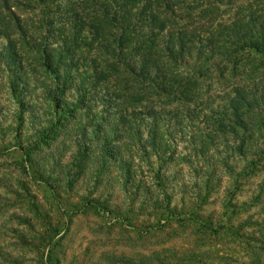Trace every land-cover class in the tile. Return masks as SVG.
Segmentation results:
<instances>
[{
    "label": "rangeland",
    "instance_id": "374dc122",
    "mask_svg": "<svg viewBox=\"0 0 264 264\" xmlns=\"http://www.w3.org/2000/svg\"><path fill=\"white\" fill-rule=\"evenodd\" d=\"M254 12L0 0V264H264V50L231 26Z\"/></svg>",
    "mask_w": 264,
    "mask_h": 264
},
{
    "label": "trees",
    "instance_id": "16d2710c",
    "mask_svg": "<svg viewBox=\"0 0 264 264\" xmlns=\"http://www.w3.org/2000/svg\"><path fill=\"white\" fill-rule=\"evenodd\" d=\"M262 14H259L258 12H254L251 16H252V20L250 21L251 24L246 25L243 23V19L239 18L238 22L241 23V26H238L240 23L234 22L232 23V31L233 33H236L237 36H239V40L241 43H243V47L247 48L246 45H250L248 46L249 49L248 50H253L256 52H260L262 50H264V16H261ZM250 27V28H248ZM244 30L245 32L242 33L241 31ZM247 33V34H245ZM223 34H225L224 32H221L219 35H217L218 37H222ZM180 45H181V49H180V54H176L175 50L173 48H170L171 46H175L177 44V42L175 41H170L168 44V47L166 48V46L164 47L165 49L160 50V57H162V60L160 58V62L163 63V59H165L167 56H165L164 53L165 50L167 49V51H170V54H172L171 56V60H174L176 58H181V56H186L188 58H192L194 51L196 49V42H199L200 40H202V42H204V40L201 38V34H199V32H182L180 33ZM216 36V35H215ZM214 37V34L211 35V38ZM217 37V38H218ZM203 49V48H201ZM235 53V52H233ZM232 53V54H233ZM229 56V54H228ZM230 57V56H229ZM162 65V64H161ZM160 65V66H161ZM165 67V66H164ZM165 69H167L165 67ZM163 74V73H162ZM165 77V79H167V76L165 74H163ZM156 85V83H155ZM237 96L239 97L237 99L238 102L235 108H240L241 105H244V103L249 106H253V103L250 101H246L245 98H247V93L246 91H237ZM240 101V102H239Z\"/></svg>",
    "mask_w": 264,
    "mask_h": 264
}]
</instances>
